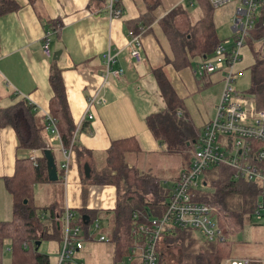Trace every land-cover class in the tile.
I'll return each instance as SVG.
<instances>
[{"label": "crops", "instance_id": "0c3cea01", "mask_svg": "<svg viewBox=\"0 0 264 264\" xmlns=\"http://www.w3.org/2000/svg\"><path fill=\"white\" fill-rule=\"evenodd\" d=\"M14 1L19 6L18 10L0 15V110L24 99L40 121L39 117L48 113V102L52 97L48 84L51 66L59 70L65 101L73 122L80 119L85 99L97 88L98 95L104 100L103 105L94 106L90 110L91 121L85 122L86 126H82L76 136L78 148L87 151L88 155L78 156L72 152L65 187L60 177L62 155L59 144L48 134H42L46 144L51 147L53 161L59 172L56 182L63 189V198L59 206L45 208L32 189L34 205L51 209L55 219L60 218L65 206L76 212L80 210L92 218L97 216L99 210L110 215L116 196L113 189L86 182L83 185L82 181H89L95 172L101 170L105 163V152L111 142L127 138H133L138 147L136 154L126 157L127 164L139 173L151 174L159 184L171 188L173 181L186 169L191 157L178 174L169 180L170 185L167 180H160L149 171L142 172L137 166L141 156H149V160H152L157 153L166 154L164 146L151 137L144 123L145 117L163 112L165 108L153 70L162 68L168 73L171 88L183 103V115L177 112L176 117L186 118L184 121L190 124L192 131L188 133L189 136L193 135L197 139L202 127L213 116H208L197 127L193 125L184 100H192L193 96L200 100V91L212 84V78L196 81L193 75L196 68L193 65H199L193 61L197 59L195 57L189 58L182 67L175 68L171 45L161 29L160 22L170 13H173V29L179 34H184L192 25L190 13L181 7L182 0H117L121 10L117 18L109 17L106 11L107 0H36L32 5L27 4L26 0ZM48 23L58 27L49 46L51 56L53 52L59 51L56 61H52L51 57L46 59L41 52L40 39ZM140 28L143 29L140 34V61H136L129 58L126 43ZM107 53L113 58L111 69L121 70V75L114 79L108 74L106 83L101 85ZM52 147H55V155ZM30 152L34 156L37 154L33 150L27 152L18 149L13 130L9 126L0 128V222L11 219V201L4 180L13 175L15 160L29 158ZM132 156L134 161L129 164L128 160ZM84 164L90 171L88 179L83 175ZM105 246L111 257V246ZM4 254H8L7 261L12 264L8 241H4L0 247V264H5Z\"/></svg>", "mask_w": 264, "mask_h": 264}, {"label": "trees", "instance_id": "16d2710c", "mask_svg": "<svg viewBox=\"0 0 264 264\" xmlns=\"http://www.w3.org/2000/svg\"><path fill=\"white\" fill-rule=\"evenodd\" d=\"M35 1L26 0L29 5ZM197 5L202 16L182 35L173 29V13L167 14L160 22L161 29L171 45L175 68L182 67L189 58L194 57L197 58V64L201 65L211 57L219 43H224V40L217 37L211 20L213 9L209 7L207 0H197ZM18 8L14 0H0V15L15 12ZM55 27L53 23H48L45 30ZM56 28L58 30V27ZM262 31L264 33V28ZM56 34L57 32L54 33ZM244 46L250 59L247 67V97H250L256 110L264 111V55L249 40ZM164 72L162 68L153 70L165 108L163 112L145 117L144 123L151 137L164 146L166 154L185 155L194 148L192 140L196 139L193 135H188L192 131L190 124L184 121L186 118L176 117L177 112L183 115V103L171 88L168 73ZM208 77L196 78V81H208ZM48 84L52 97L48 102L47 114L55 120L60 146L65 149L70 143L76 122H73L69 115L59 70L54 66L49 70ZM39 118L40 121L24 99L0 110V128L9 126L13 130L18 149L27 152L33 150L37 153L35 165L28 157L17 158L13 175L4 180L6 193L11 201V219L0 222V247L4 241L9 242L12 264H48L47 257L38 252L39 247L34 251V242L60 238L59 231L54 226L53 211L37 208L32 198L33 186L47 183L42 151H51V147L42 137L43 115ZM85 122L89 121L85 119L79 126V131L82 126H86ZM187 143L189 148L186 147ZM72 150L78 156L88 155V152L78 148L76 143ZM137 152L138 147L133 138L111 142L105 152V163L101 170L95 172L89 181H82L83 185L86 182L89 185L115 187L117 191H120L122 186L121 197L115 196L114 208L110 210L111 262L125 255L127 248L139 239V225L147 227L149 219L157 220L163 215L174 183L179 179L178 177L173 181L171 188H166L151 174L139 173L126 162L128 155ZM190 162L182 172L189 170ZM227 171L229 170L223 167L206 168L199 177L197 188L192 190V201L213 208L217 228L224 235H235L245 224H253L256 219L264 218V189L255 183L235 179L233 172L229 171V174ZM56 173L59 174L57 169ZM207 182L209 187L204 191ZM80 215L83 214L79 213L77 223L83 225ZM257 225L262 226L261 223ZM141 236L143 237L142 234ZM176 242H181L184 248L179 253L178 264H223L230 256V244L227 242L206 241L194 230L172 228L163 230L159 235L155 245L156 264H166L161 257L162 249L164 247L166 250ZM195 245L197 248L193 250Z\"/></svg>", "mask_w": 264, "mask_h": 264}, {"label": "built area", "instance_id": "2783aa9c", "mask_svg": "<svg viewBox=\"0 0 264 264\" xmlns=\"http://www.w3.org/2000/svg\"><path fill=\"white\" fill-rule=\"evenodd\" d=\"M191 3V1L189 0ZM208 5L216 10L229 3H236L231 18V43H219L209 59L199 65L193 75L203 78L211 74H219L222 89L219 99L214 106L213 116L201 129L192 149L190 168L180 174L174 183L170 198L163 215L159 219H149V226L139 225V239L127 248L111 264H156L155 245L163 230L172 228L190 229L196 231L206 241L227 242L230 235H224L214 221V210L201 203L192 201V190L197 188L201 173L208 167H223L233 172L235 179L255 183L264 189V111L254 108L253 102L245 95L239 94L232 86L234 67L239 61L240 50L246 41L252 42L256 49L264 55V0H207ZM192 4H189L191 6ZM106 11L110 18L121 14L117 0H107ZM259 23V24H258ZM57 28L45 30L40 39L42 55L51 57V37ZM140 28L126 43L129 58L140 61ZM105 73L103 82L108 74L117 79L121 70H112L113 58L107 53L104 57ZM100 85V86H101ZM104 100L98 95V88L86 98L85 109L80 119L75 123L67 148L60 146L56 132L55 120L48 114L43 115V131L59 144L62 162L61 183L66 185L69 158L79 126L86 119L91 121L90 110L97 105H103ZM222 140L224 146L218 141ZM29 160L35 165V156L30 152ZM198 181V183H197ZM78 213L65 206L60 219L59 250L56 264L75 263L73 257L83 247L84 241L91 238V233L99 230L96 219H89L84 225H79ZM91 227V231L90 228ZM95 242L108 244L104 235H98ZM108 245H112L108 244ZM23 247H25L23 245ZM111 260V257H110ZM251 260L242 258L229 261L228 264H250Z\"/></svg>", "mask_w": 264, "mask_h": 264}, {"label": "rangeland", "instance_id": "374dc122", "mask_svg": "<svg viewBox=\"0 0 264 264\" xmlns=\"http://www.w3.org/2000/svg\"><path fill=\"white\" fill-rule=\"evenodd\" d=\"M182 0L183 4L181 5L182 9L188 11L190 13V24H193L200 17V8L197 5V0ZM192 4V6H189ZM236 3H229L225 6H222L216 10H212L211 12V20L216 31L218 39L224 40V44L229 45L231 43V32H230V23L233 14V7ZM210 7V6H209ZM211 8V7H210ZM202 16V14H201ZM155 30L162 35L158 28L155 27ZM193 61H197V59H193ZM250 64V59L246 51V47L243 46L240 50L239 61L236 63L234 67V79H233V88L239 93L243 94L247 97L248 94L246 91L249 88V73H248V65ZM194 68H197V65H193ZM209 77L212 78V84L204 88L200 91L201 99L198 100L196 97H192V100H184V104L187 107V112L191 114V120L195 127L199 126L208 118V116L213 115L214 105L217 103L221 89L222 82L221 79L218 81L220 75L219 74H211ZM157 91V88H156ZM158 94V91H157ZM86 103V99H85ZM85 109V107H84ZM45 134V132L43 131ZM50 136V135H49ZM52 138V137H51ZM76 143V138H75ZM218 143L224 146V142L222 140L218 141ZM55 146V145H53ZM54 148V149H53ZM189 148V147H188ZM52 150L55 155V147H52ZM73 152V150H72ZM71 152V154H72ZM27 154V153H26ZM192 148L185 155L180 154H155L152 160H149V156H141L138 160L137 166L142 170V172H151L160 180H167L168 185L171 184V181L179 172L181 167L185 162L191 157ZM127 161V160H126ZM134 161V156H132L128 163L131 164ZM223 170V169H222ZM226 173H229L227 171ZM198 183V181H197ZM209 184L207 182V186L204 187V191L208 189ZM122 189V186H120ZM36 191V198L40 200L42 206H52L57 207L61 204L63 198V189L57 182L49 183L47 182L44 185H36L32 188ZM116 197L122 194V191H117L115 187H112ZM262 200V197L259 198ZM263 200H264V192H263ZM213 209V208H212ZM75 211V210H74ZM76 212V211H75ZM78 213L86 214L80 210ZM63 215V212L60 218H54V226L58 230V226L60 225V219ZM81 216V215H80ZM91 217V216H90ZM96 219L99 225V230L91 233V238L89 242H83V248L75 253L73 257L75 263L82 264H111V260L108 254V247L105 246V243L95 242L98 235H104L108 239V244H111L110 241L111 231L109 230L111 215L105 214L104 210H99L97 216H93ZM247 223V222H246ZM257 223H261L262 226H258ZM86 223H83V225ZM264 218L256 219V223H247L243 226L242 230L235 235H230L227 243L230 244V252L229 258L223 264H228L229 261L238 260L242 258H246L251 260L252 262H258V264H264ZM90 231L91 227L89 226ZM59 231V230H58ZM60 235V233H59ZM48 239V238H47ZM44 239L40 242V246L38 252L42 255H45L48 259L49 264H56V257L59 250L60 238L59 239ZM197 245L192 248L196 250ZM183 245L181 242H176L172 245H169L165 250L164 247L162 249V259L166 264H178L180 251H182ZM190 250V249H188ZM5 255V264H10L7 260H9L8 254Z\"/></svg>", "mask_w": 264, "mask_h": 264}, {"label": "water", "instance_id": "95a60500", "mask_svg": "<svg viewBox=\"0 0 264 264\" xmlns=\"http://www.w3.org/2000/svg\"><path fill=\"white\" fill-rule=\"evenodd\" d=\"M59 56V51L53 52L52 56H51V60L52 61H56L58 59ZM194 141H192L193 143ZM42 157L45 161V169H46V179L47 182L52 183V182H56L58 180L57 177V173H56V167L53 161V157H52V153L50 150H44L42 151ZM83 175L86 179H88L90 176V171L89 168L86 164L83 165ZM80 219L84 222L87 223L88 220V216L86 215H81ZM40 242L36 241L34 242V251L37 250V248L39 247Z\"/></svg>", "mask_w": 264, "mask_h": 264}, {"label": "bare ground", "instance_id": "6f19581e", "mask_svg": "<svg viewBox=\"0 0 264 264\" xmlns=\"http://www.w3.org/2000/svg\"><path fill=\"white\" fill-rule=\"evenodd\" d=\"M119 2V1H118ZM172 230V229H171Z\"/></svg>", "mask_w": 264, "mask_h": 264}]
</instances>
